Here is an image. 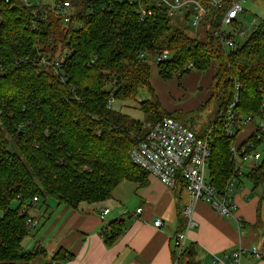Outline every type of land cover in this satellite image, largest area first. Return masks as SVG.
Returning a JSON list of instances; mask_svg holds the SVG:
<instances>
[{"label":"trees","instance_id":"16d2710c","mask_svg":"<svg viewBox=\"0 0 264 264\" xmlns=\"http://www.w3.org/2000/svg\"><path fill=\"white\" fill-rule=\"evenodd\" d=\"M138 1H70L71 22L66 25L52 6L0 0V264H33L47 255L40 246L31 251L22 246L33 232L26 222L35 198L77 209L107 201L123 182H145L148 175L133 165L130 153L147 130L109 107L114 100L135 102L142 88L152 98L140 103V109L153 124L171 117L193 129L195 114L215 103L208 179L219 192L226 191L235 139L226 137L224 114L233 80L241 85L237 117L242 128L244 118L259 117L264 106V19L245 43L237 39L235 49L228 51L216 32L231 1L213 9L206 0H197L209 12L195 39L189 17L180 27L167 8L151 0L141 1L142 15ZM164 51L171 58L157 67L165 81L192 71H214L210 99L180 114L186 122L167 114L151 87L150 61ZM42 58L59 61L58 71L46 69ZM189 64L193 70L185 69ZM246 178L255 189L264 188V159ZM184 223L177 234L185 230ZM124 229L122 220L110 223L102 230L105 244L111 246ZM194 257L190 247L177 264H195ZM70 260L63 251L53 258L54 264Z\"/></svg>","mask_w":264,"mask_h":264},{"label":"crops","instance_id":"0c3cea01","mask_svg":"<svg viewBox=\"0 0 264 264\" xmlns=\"http://www.w3.org/2000/svg\"><path fill=\"white\" fill-rule=\"evenodd\" d=\"M157 66L151 64V69ZM191 73L179 79V91L190 85L187 82ZM182 93L178 94L179 104L173 100L162 106L167 114H174L180 120V114L196 110H186V102L182 103L187 97L186 90ZM210 97L211 88L198 108ZM160 104L163 105L162 102ZM182 120L186 122V119ZM198 121L194 123L193 130L202 135L208 128L199 130L201 120ZM253 131L254 125L247 126L239 134L244 136H237V142L247 139ZM145 179L143 184L123 182L107 201L82 204L77 209L54 201L55 205L47 206L43 212L40 200L34 203L29 214L39 221V227L41 222L45 226L33 229L35 243L31 249L40 246L47 252L46 256H41L42 259L36 260L37 264H54L53 258L59 251L72 257V260L61 264H177L179 259L175 254L174 237L184 229L182 211L189 202V194L182 187L168 189L149 175ZM232 198L234 210L229 218L222 217L205 201L195 204L193 218L198 226L187 231L184 249L193 247L195 264H227L225 255L240 247L250 249L257 246L264 253V188L255 189L245 177L232 193ZM104 209L110 212L102 221L100 216ZM137 209H142V212L135 215ZM121 220L125 222L124 232L111 246H107L102 230ZM156 220H161L163 225L156 227ZM242 264H264V258L256 260L246 254Z\"/></svg>","mask_w":264,"mask_h":264},{"label":"built area","instance_id":"2783aa9c","mask_svg":"<svg viewBox=\"0 0 264 264\" xmlns=\"http://www.w3.org/2000/svg\"><path fill=\"white\" fill-rule=\"evenodd\" d=\"M23 1L30 5L29 0ZM141 1H138L140 13L146 15L145 7L141 4ZM151 1L157 7L167 8L172 20L185 14V20L189 17L190 36L194 39L199 37V27L209 12L204 4L197 0ZM228 1L232 3L221 19L216 37L219 40V44L229 51L235 49L236 41L239 39L238 36L247 35V31L239 30V24L241 23L239 17L246 10L244 3L247 0H206L213 9L223 8ZM53 7L62 13L66 25L71 22L72 6L70 1H62ZM235 23H237V26H235ZM259 25L260 23L257 25L256 22L251 24V34L258 30ZM228 28L230 30H227ZM141 58H144V56L142 55ZM170 58V52L164 51L150 61V64L164 63ZM42 65L46 69L51 68L57 72L60 62L42 58ZM193 68V65L189 64L185 69L193 70ZM240 90L241 85L237 80H233L230 101L224 114V132L226 137L229 140L235 139L234 144L230 147L233 174L228 182L226 191L219 192L210 184L208 179L209 160L212 155L211 135L213 127H209L204 134L199 135L193 129L175 119L164 117L147 130L138 147L130 153L133 165L142 169L147 175L157 179L168 189L174 190L177 187H182L189 194V202L182 211L186 221V228L174 237L175 253L178 259L185 249L187 231L198 226L193 218L195 204L198 201H205L216 209L222 217H232L234 210L232 193L238 188L240 181L246 177V174L256 168L264 159L261 150L264 148V106L259 117L248 116L244 118L243 124L245 128L249 125H254V131L241 143L237 142V131L242 128L237 117ZM110 106H112V103H109ZM245 128H242L241 132ZM36 202L37 198L34 199V203ZM109 212L108 209L102 210L100 219L104 221ZM141 212L142 209H137L134 214L138 215ZM26 224L35 229L39 226V221L30 217ZM154 224L156 227H161L163 222L156 220ZM246 254H250L256 260L264 258V253L259 247L254 246L250 249L242 247L235 249L227 253L225 259L227 264H242V258Z\"/></svg>","mask_w":264,"mask_h":264},{"label":"rangeland","instance_id":"374dc122","mask_svg":"<svg viewBox=\"0 0 264 264\" xmlns=\"http://www.w3.org/2000/svg\"><path fill=\"white\" fill-rule=\"evenodd\" d=\"M31 4L36 5L38 7H46V6H54L56 5L57 0H29ZM67 1H76V0H67ZM122 2L123 0H117ZM173 1V0H172ZM244 7L248 10L247 13L240 15L239 20L241 23L239 24V30L240 31H247V35L243 37L238 36V40L240 43H245L250 35H251V24L253 22H256L258 25L260 23V20L264 19V1L259 0H247L244 3ZM173 23L177 26L186 25L185 20V14L181 16H177L173 19ZM188 24V23H187ZM227 30H230L228 28ZM191 78L187 82L190 85L186 87V89H181V91L178 90V77H173L172 79L165 81L161 78L158 68L152 67L151 69V87L153 90V93L157 100H159V103L161 106H166L167 104H170L173 100H175L176 104H179L180 99L178 98V94H181L186 90V100H183V102H186V110L188 109H197L198 105L202 104V102L205 100L209 93V89L211 87L212 81H213V75L214 71H208L205 73L199 74L198 71H193L191 73ZM180 87V86H179ZM196 87V89H193ZM183 94V93H182ZM161 97V99H160ZM181 97V96H180ZM152 96L148 92L146 88H142L139 91L137 100L135 102L133 101H120V100H114L112 102V108L116 111H120L121 113L133 118L134 120L140 122L143 124V128L148 130L153 123L147 122L148 117L146 114H144L143 111L140 109V103L147 101L151 99ZM161 100V101H160ZM154 101V100H153ZM181 103V104H182ZM190 113V112H189ZM217 114V107L215 103H212L209 108L206 110L203 115H196L195 114V122L198 123V119L201 120L200 128L201 129H207L211 124L214 122ZM244 136V134L239 135V137ZM238 140V138H237ZM262 150V155L264 157V148ZM53 199L46 198V199H40L39 206H42L43 212L46 210L47 206L55 205ZM44 221V220H43ZM42 226H45L44 222H41V228ZM39 227V226H38ZM37 227V228H38ZM40 227L37 229L39 230ZM35 240L32 237V234L25 238L22 246L25 251H31V247L34 245ZM39 259H42L40 256ZM191 261V260H190ZM192 262V261H191ZM33 264H37V261H35Z\"/></svg>","mask_w":264,"mask_h":264}]
</instances>
